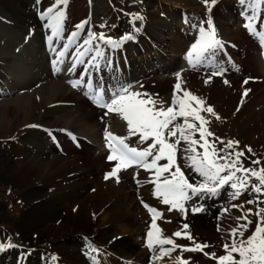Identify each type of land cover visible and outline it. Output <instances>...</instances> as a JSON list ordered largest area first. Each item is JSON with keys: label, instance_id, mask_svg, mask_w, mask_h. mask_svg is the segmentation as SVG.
<instances>
[{"label": "bare ground", "instance_id": "obj_1", "mask_svg": "<svg viewBox=\"0 0 264 264\" xmlns=\"http://www.w3.org/2000/svg\"><path fill=\"white\" fill-rule=\"evenodd\" d=\"M93 1H95V0H93ZM162 1H164L166 3V6H165L166 8L163 7L166 10L160 8L159 10L144 12L145 7L143 5H141L144 8L141 7L140 12H137V13H139L143 17V20L135 21V28L140 29L138 32L134 31V25L132 23H130V20H128L129 22L127 23V26L125 27V31H126V33L130 32L134 36V39H137L138 42L136 44H133V45L130 44L133 48L134 53H135V55L132 57L129 53L123 54V52H121V50H119V52H118L119 56L122 57L121 61L119 62L120 67H122L124 65V62H123L124 59H127L126 63L130 67V70L134 66L135 70L139 69L138 76L140 74H142V75L146 74L147 69L150 68V65H149L150 63H149V61H145L143 63L142 60L146 59V58L137 57V52L141 48L154 47L156 45L162 46L166 42V40H164V38H162V36L165 35L166 32L171 30V28H172L171 27L172 25L170 24V23H172L171 19H173V21H178L176 19L177 14L179 15V19H180V17L189 16L190 19L188 20L187 25L186 26H183L182 24L181 25L185 28V30L190 31L193 29L192 25L196 24V21L198 20V18H200L199 21L201 22L202 20H205L208 15H211V18H212L213 23H214L215 28H216L217 37L223 42V50L220 51L217 59L223 61V59H225L224 54H227L231 57V61L234 62L235 65L240 62L245 71H250V73H252V71H251L252 70L251 58H250V56H248V54L243 53V51H246L245 45L248 43L250 44V42L244 37V35H245L244 31L240 28V26L234 27L229 23L228 12L227 13L224 12L228 9L227 0H217V3L215 4V6H213L211 9V13L206 12L203 0H168V1H170L169 4L167 3L166 0H162ZM228 1H230V0H228ZM231 1L234 4L236 2H239V0H231ZM25 2L27 3V1H25ZM89 2H90V0H88V3ZM2 3L3 2L0 0L1 5H2ZM53 3H54V0H52L47 5H50ZM94 3H93V5H95ZM44 4H45L44 0H41V3L36 8H34L36 10V13L38 14V17H39V12L44 11L45 10L44 7L47 6L46 4L45 5ZM86 4H87V2H85V5ZM96 5L94 6V9H95ZM66 8L68 10V4H67ZM105 10H108V9L105 8ZM232 10H235V8H232ZM245 10H247L246 5L245 6H239V13H238L239 18L237 19L238 23H245L244 20H241V18H243L241 16V12L245 11ZM94 11L93 12L91 11L92 13L89 16V19L86 20V21H88V23L86 24L87 30L94 28L93 23L95 21H94V19L92 20V18L97 15L96 10H94ZM117 11L118 10H116V12ZM1 12H3V11L0 10V14H1ZM32 12H33V14L31 15ZM32 12H29L30 15L25 14V13H22V14H24L27 17V19L29 17H31V19H32V17L34 18V11H32ZM161 12H167L169 15L168 17H170V21L166 20V18L164 19V16H160ZM182 12H185V13H182ZM186 12L189 14H187ZM111 14H112V12L109 14V16ZM262 14H264V9L261 10V15ZM115 15L118 17H121L120 14L118 15L117 13H115ZM65 16H66V18L64 20V23L67 20V15L65 14ZM0 17H3V16H0ZM111 17L114 20L116 19L115 17H113V14L111 15ZM161 17H163V19H162L163 21L159 20ZM77 18H78L77 15L74 14L73 17L64 25L66 37L72 31H75L74 29H75L76 25H74L72 22H76ZM125 19H126V17H125ZM185 19L187 20V18H185ZM105 20L106 19L101 20L102 25L107 24ZM10 21H12V20H10ZM116 22H117V20H116ZM192 22H194V23H192ZM32 23H33V25H32ZM12 24H14V21H12ZM100 24H101V22H100ZM38 25H40V24L39 23L37 24L36 20L34 19V21L29 20L26 24H24L23 28H22V26L20 28V26H18L16 24L14 27L11 28L12 30L8 31V32L4 28H0V81H1L0 82V97L1 96H9L6 98H0V139H2L4 137H7V139H8V136L12 137L14 134L21 132L22 129H29L30 128L29 133L28 134L26 133L27 137L24 138V140H23L24 146L21 149V150H23V152H22L23 155L19 154L21 156V158L16 162V165L14 168H10V170L7 171V174H11V175L15 174L16 179L21 177V181L18 182L20 184V186H18L19 184H17L16 188L17 189L19 188L21 195L22 194H23V196L24 195H32V197H33V195L38 194L40 192V190L43 187H45L46 185L50 184L51 185L50 188L56 187L55 181L59 178L58 175L60 174L59 170L57 169V165H59L63 162L61 157H63V158L67 157V156L65 157L63 154H58L57 150H54V146L52 144L49 145V142H47L48 140H51V139H49V137L48 138L45 137V139L44 138L42 139L40 137V132L45 130L48 132H54L57 135H62L64 132H76L78 134V137L80 138V140H87L88 139L89 142H91L93 145H95V147L97 149L96 151H98L100 153L102 152V148H101V141H102V139H101V129H102L101 123L99 121L94 122V120H93L94 116H93L92 112H85V111L83 112V110L81 109V106H80V105L84 104L82 102L83 100L80 97H77L74 91H72L68 87H66V82H67L66 77H65L66 71L63 70L62 74H64V76L63 77H61V76L56 77L57 78L56 80H48L46 78H43L39 73H37L39 71L38 67L39 68L42 67V69L45 70V65H44L45 63L42 64L43 62L42 63L40 62L42 60L41 57L44 59H48V58L51 59V63H50L51 68L53 67V60L58 59L55 52H53L51 50V48L49 47L48 42H47V37L50 36L48 34L50 29H48V28L46 29V27H43V29H41L39 31H36V30L34 31V30H29V29L27 30V28H26V26L36 27ZM86 25H85V27H86ZM42 26H44V25H42ZM95 26L99 27L100 25H98L96 23ZM119 26H120V24H119ZM105 27H103L102 29L103 30L106 29ZM205 27H206V25H205ZM99 28H101V27H99ZM16 29H17V31H15ZM176 30H178V32H179L180 28L177 27ZM102 32L105 33L106 36L112 37L111 33H109L108 31H105V32L102 31ZM96 33H99V32L97 31ZM37 36H44V40L43 39L37 40V47H33V42L36 41ZM114 36H116V35H114ZM83 39L84 38L77 39L75 41V44H78V45L82 44ZM146 39L149 40V43L146 42ZM57 41L58 40L53 41L52 48H55L56 51L58 52L60 49L56 48ZM125 42L126 41H124V43ZM129 42L130 41H128V43ZM242 42H243V45H242ZM234 45H238V47L241 48V50L234 49ZM182 46H183V49L185 47H187L186 43H184ZM182 46L180 43H177L175 45V52L177 53L179 51V48H181ZM42 47L47 49V53H45V54L39 53V55H38L35 52V48L36 49H42ZM101 47L104 49L106 56L111 60V64L116 63V59H115V56L113 53V49H111L109 46L103 45V44H101ZM22 49L24 52H25V50L27 51L28 56L31 59L38 60L37 58L40 57L39 63L36 62V63H38V66H36L34 63L29 64V66H21L22 64L20 63V57L22 55ZM183 49L180 50V52L181 51L183 52ZM24 54H26V52ZM123 55L125 56V58H123ZM69 57L70 58L75 57L72 47L69 50ZM85 59H87V58H85ZM169 61L171 62V60H169ZM169 61H167V62H169ZM173 61H175V59ZM100 65H106V63L104 61H101ZM135 65H136V67H135ZM187 69H188L187 72L179 74L182 88L189 90L193 94L202 98L206 102V106H211L214 109V111L218 114V116L220 117V119H217L219 121L215 122L214 121L215 119L213 118L214 119L213 120L209 114L201 113L202 115H205L210 120V124L207 125V127H208V130L210 132L214 133V137H218L220 140H223V141L224 140H226V141H229V140L238 141L239 142L238 148H241V150H243L245 148L244 145L245 146L248 145L247 147L248 148L250 147L252 149V152H257L259 149V146H261V144H262V147L264 149V135L259 132V127H258V124H262L264 122V104L261 105V102H260V104H258V102L256 100H254L253 103L249 105L248 104L249 101H247L245 108H242L238 111L232 110L233 105L235 104L236 100L238 99L236 96L239 97L241 94H243L245 92L246 89L247 90L249 89L248 88L249 87L248 82L244 83V79H240V77L237 74L229 73L227 78L225 79L228 81L227 84H225L224 81L220 82L219 79L217 78V76H212L211 80L208 83H205V81L208 80L209 75H206L203 77V80H204L203 84H198V82L196 83V78H200V77L202 78V76H200L198 74H193L191 69H190L189 64L187 66ZM49 71H50V68H49ZM262 71L264 74L263 69H262ZM56 76H58V75H56ZM115 77L117 78V76H114V78ZM222 78H224V77L222 76ZM161 79H163L162 81H169V82L171 81L170 84L173 85L172 89L167 90V91H169V93L168 92L165 93L166 94V100L165 99H164L165 101L163 100L165 107H167L171 103L174 85L178 82L177 74L172 78V80L171 79L169 80L167 78H161ZM161 79L158 81L160 84L162 83V82H160ZM48 81H53V82H50L47 84L44 83V82H48ZM262 84H264V83H262ZM262 89L264 90V87H262ZM143 90H144L143 92L149 93L145 87ZM202 92H204V93H202ZM180 95H182V93H180ZM242 96H244V95H242ZM242 96H240V97H242ZM163 97H164V95H163ZM154 98L158 100L157 97L154 96ZM158 101H162V100L159 99ZM218 101L223 102L225 104V105H223L225 107L221 110H217L219 107H223V106H217ZM69 102L74 103V106H75L74 108L77 107L75 110H77V112L79 114H77L75 117L71 118V120H69L68 122H64L66 114L71 116L70 112H68V111H70V109L72 107L67 106V103H69ZM258 106H259V108L257 110H259L260 112L258 114H256V108ZM75 110H73V111H75ZM72 113H74V112H72ZM45 119H49L50 121L48 123L46 122L47 124L46 123L43 124L42 122ZM109 119H110V121L108 123L110 125H108L109 126L108 130L111 133H113L117 136H126L127 135L126 122H124L122 119H120V117H118L116 121H112L111 116L109 117ZM78 123H82V125H83V128L80 131H78V129H77ZM251 124H253L255 126H251ZM29 125H36L37 127H29ZM263 129H264V127H263ZM64 130H66V131H64ZM90 132H91V134H90ZM35 134L38 135V136L36 135V137L38 139H39V137L41 138V139H39V141H41L42 144H38L37 145L38 147H36V148L34 147L35 149L33 150L32 146H34V144H33L34 139H32V138L35 136ZM90 136L92 137V139L90 138ZM214 137H211V138L213 139ZM211 138L209 137L208 139L211 140ZM136 139L137 138H135V140H133V141L135 142ZM4 141H6V140H4ZM8 142H9V140H8ZM45 142H47V143H45ZM0 143H2V142H0ZM26 145H27V147L25 148ZM45 145L48 147V150L51 151L52 154L50 152H48V150L46 148H44ZM54 145H55V143H54ZM131 145L135 146L136 143H131ZM241 150L239 149V151H241ZM245 150H247V149H245ZM34 151H37V152L34 153ZM25 152H29L30 155L37 154L38 156H41V157L47 158V156H50L51 158H49L48 161L45 162L44 160H38L39 157L38 158L36 157L37 159L35 157H33V158L24 157L25 156L24 154H26ZM98 155H99V153H98ZM86 160H87V158H86ZM241 160H243L242 157H241ZM248 160L250 161L252 159L250 158ZM75 161H79V160H75ZM243 161H245V160H243ZM179 162L183 163L182 161H179ZM160 163H166V161H161ZM85 164H86L87 168L90 169V172H91L90 175H93L94 171H96V168H95L96 165L94 166L90 162H86ZM102 170H104V169H102ZM110 172H111V170H110ZM149 173H151V172H149ZM117 174H118L119 180H120L119 183L116 182L115 177H111L110 181H107V182H105V181L100 182L97 180H93L91 182L89 179L87 180V175H86V177L84 175V177H85L84 179H86L89 182L86 183L87 182L86 181V182H84V185L80 184L79 186L77 184H74L79 178V176H76V177L70 178V180H68L69 183H72L71 185L70 184H68V185H70V187L73 188V191L71 192V194L70 193H69L70 195L68 194L69 196L63 195V192H62V191H67L66 190L67 188L65 189L66 186L64 187L65 190L63 188L62 189H60V188L53 189V195H56L58 193L59 194L62 193V195L64 196V200L69 199V200H73L76 202V200H79L80 198H82L84 196L82 192L87 187L91 186V189L88 190V192H89V194L94 193L93 197L91 198V202L95 201V203H96V207L93 209V212L96 213V211L99 210V207H102L106 204H108V205L110 204L109 206L112 209L116 210L115 214L119 218H122L126 221H129L128 218L133 216L134 219L130 220V222H134V220H135L137 222H134V223H137L138 225H134L135 228H134V226H128L127 228H124V229L121 228L124 231L127 230L128 234L133 232L130 236V237H132L133 235H136V236H137V234L140 235V233H142L141 231H144L145 227L143 228L142 225H143V223L145 224L148 219H147L146 215L144 214V212L139 210L138 203L136 201H133L132 198H130V195L132 194L131 187L130 186L129 187L124 186L125 185L124 183H125V179L126 180L132 179L133 181H136V182H137V180H139L140 184L139 185L137 184L136 190H140V188H141V193L139 194L141 196V199L146 204H148L154 208H157L160 212L162 210V212H161V213H163L162 218L171 219V222L170 223L167 222V224H164V222L157 220V225L162 229L164 236L171 237L173 239L174 237L172 236V234L176 230L180 229L183 224H188L189 228L186 231L190 232L191 235L195 238V240L197 242L207 243V244L212 245V246H218V245L222 246L226 242L225 238L227 236L221 235V232L217 231V230H215V232H217V234H218V232H220L219 236H217L215 233L209 232L207 230L208 228L206 229V227H205V222L208 219L211 220V223L215 226V229H217L218 225H222V230H223L224 229L223 224L225 223L226 220L229 221L231 218V215L234 213V211H232V209L238 210L239 215L237 214L236 217L241 215L240 209L233 208V207L230 208V206L232 204L240 205V204L244 203L243 204L244 205V211H247V209H249V208L254 210V208H255L254 204L249 205L243 200V194L244 193L239 197V199H237L235 201H230L228 203L230 206L228 205L229 209L227 212H224L223 210L220 211L219 206L213 205L214 201H212V202L206 201L205 205H203V211L196 212V214H194V216L191 215L192 217L190 218V222L192 219V222H191V223H193V226H192V224L190 222H188V221L184 222L183 221L185 218V214L181 213L178 210H173L174 214H171L172 211H168L169 206L163 205L159 199L154 197V195H153L154 185L144 183L145 180H147L148 178L151 177V176H147L148 173L143 172L139 169V170H119ZM3 175H5V174H3ZM71 175H73V174H71ZM71 175H69V176H71ZM81 175L83 178L82 173H81ZM96 176H99V175L96 174ZM33 177H35L36 180L32 181V183H30V181L23 182L24 179L27 181L29 179H32ZM71 180H72V182H71ZM53 182H54V184H53ZM129 185H131V184H129ZM43 198H44V196L39 197V199H34V203L37 202L35 200H38V202H39V200H42ZM47 198L49 199L51 197H47ZM113 199H114V201L112 202ZM218 201H220V199ZM32 202H33V200H32ZM194 203H196V202H194ZM29 205H30V203H29ZM46 209H47V207H46ZM50 210H52V209H50ZM136 213L141 216V219H138L136 217V215H135ZM132 214H134V215H132ZM28 217L31 218V220H32V216L30 217L28 215ZM28 217L20 224L21 230L22 231L26 230V233L28 232V230L30 232H36L37 227H40L39 221L33 220L31 223V220L30 219L28 220ZM236 217H234L232 219L234 226L237 224ZM60 218L61 217L59 215L56 220H60ZM73 221L76 222V224L74 226L75 231H78L79 233H81V235L83 234L85 237L87 236L86 235L87 231H89V233H91V234L99 232L98 229L92 231V226H93L91 224L92 220H87V222H83V219L80 220V219L74 218L72 220V222ZM113 221H114V218H113ZM141 221L143 223H141ZM62 222L63 221H61V224L59 223L60 226H58L59 224H57V227L53 226V224L52 225L50 224V226L47 228V230H50L54 233L60 232V233L65 234L66 238L64 239V241H67L68 240L67 237H69V235L66 234V232L62 228ZM240 223H244V221H241ZM146 224L144 226H146ZM224 226H226V225L224 224ZM225 234H227L226 231H225ZM40 235L39 236H38V234H37V236L35 235V239L36 238L40 239L42 237V233H40ZM51 235L54 236L53 233ZM8 236H9L8 234H5V232L0 230V243H3V244L6 243V241H7L6 237H8ZM127 236H129V235H127ZM8 239H11V237ZM31 239H33V238H31ZM24 240H25V238H24ZM52 240H53L52 237H50L48 240V243L49 242H50L49 244L55 243V242H51ZM181 240H182V242H179V244L186 245V246H192L191 241L184 239V238H182ZM228 240L230 242V238H228ZM36 241L37 240H35L33 242H36ZM26 242L28 244V241H26ZM20 243L18 241L14 242V244L17 245L18 248H20V249L15 248L16 254L19 250L20 253L22 254V257L24 258V257H26L24 254H26V252H27V251H25V248L27 250L29 248L23 244H20ZM30 243H31V241H30ZM30 243H29V245H30ZM18 245H20V247ZM87 245H85V246H87ZM110 245H112V244H110ZM45 247L47 248V245ZM128 247L130 248L131 246H128ZM5 249H7V248H5ZM9 250H10V248H9ZM43 250H46V249H43ZM41 252L43 255L44 251H41ZM41 252H39L40 256H41ZM141 252H143V254H140ZM8 253L9 252L5 251V250H3L0 253V264H3L2 262H6V261H4L5 259L6 260L11 259L12 260L13 256H9ZM99 253L100 252H98V254ZM135 253H136L135 250L134 251L131 250V252H129V261L131 258L132 261H135L136 263L140 262V264H143L145 262V260L147 259L146 258V256H147L146 251L142 250L140 252H137V254H135ZM94 254H95V252H94ZM190 254H182V255H184V258L186 260L190 259V264H211L212 263V262L210 263V261H209V260H211V258L206 256L204 253L203 254L201 253V254L203 256L205 255V259L200 258L201 260H199L198 262H195L194 259L199 258V256L201 254L200 255H193L194 253L192 255H190ZM155 256H156L155 252H153L151 257H149V255H148L147 257L149 258V260L147 259V261L150 262L151 264H155V263L156 264H168L169 261H171L173 263L172 259L169 258L167 260V257L163 258V259L155 260L154 259ZM217 256H219V255L217 254ZM85 257H86V255H85ZM88 258H89V256H88ZM191 259L194 260V263ZM79 261L81 262L82 260L80 259ZM57 262H58V260H57ZM57 262H56V264H58ZM63 262H67V261H63ZM107 263H108V261H107ZM125 263H126V261H125ZM24 264H31V261L24 262ZM67 264H70V263L67 262ZM71 264H75V263H71ZM81 264H84V262L83 263L81 262Z\"/></svg>", "mask_w": 264, "mask_h": 264}, {"label": "snow or ice", "instance_id": "obj_2", "mask_svg": "<svg viewBox=\"0 0 264 264\" xmlns=\"http://www.w3.org/2000/svg\"><path fill=\"white\" fill-rule=\"evenodd\" d=\"M203 2L206 12L211 13L217 0H203ZM40 3L41 0H36L37 5ZM67 3L68 0H54L52 6L39 12L40 20L46 22L44 26L51 31V35L47 37L48 45L58 58L53 60L54 72L59 70L58 65L63 63V58L80 38V33L85 30V25L88 23L83 21L76 25L77 30L68 34L67 42L62 45L61 50L57 52L55 48H52L54 40H61L64 37L66 18L64 9ZM239 4L247 6V10L241 12L245 21L243 27L251 35L259 38L260 43L264 45V19H261L264 0H239ZM61 5L64 7H60ZM126 15L131 16L130 23L134 25V31L138 32L140 29L135 28V21L143 20V17L139 13H126ZM257 25L261 27L258 28ZM100 27L103 28L105 25ZM192 27L198 30V39L190 46L186 59L193 70H197L200 66L213 69L209 73L208 80L205 81L208 83L212 76L223 75L225 72L223 61L217 59L220 51L223 50V42L217 37L211 15H208L199 25H192ZM133 38L134 36L128 33L119 40H115L103 32L95 33L89 29L83 43L77 45L76 59L68 69L74 71L77 65H85L80 79L69 81L71 86L86 87L88 91L85 95L89 96L96 106L106 110L105 116L112 113L126 122V136H117L108 131V126L105 128L106 147L110 152L107 159L117 161L112 171L105 174V179L115 177L116 182L119 183L118 171L129 167L151 172L152 176L144 183L154 185V197L163 205L169 206L168 211L178 210L185 214V218L186 204L189 201L193 198L199 200L215 197L222 190L226 192L230 201H235L244 192H248L250 196L256 195L253 199L246 201L247 204L264 203V200L259 199L260 196H264V166H261V160L251 161L252 164L260 167H245L244 161L241 160L244 152L235 150L238 147V141L220 140V144L224 146L218 148L214 140L208 139L214 137V133L207 127L210 120L201 113H207L216 119L220 117L211 106H206L202 98L182 88L179 74H177L178 82L174 85L171 103L167 107L163 101H158L150 93L132 91L130 84L118 83L106 88L102 80L94 83L95 77L90 69L98 71L101 61L108 66L111 65V60L106 56L101 44L117 49L124 41ZM84 74H87V79ZM224 83L227 84L228 81L224 80ZM248 91L250 90L246 89L243 95L246 96ZM29 127L37 126L29 125ZM133 137L137 138L135 141L137 146H132L128 142ZM214 139L219 140L218 137ZM248 152H252L250 147ZM161 161L166 163H160ZM253 180L256 183H252ZM137 184H140L139 180ZM141 203L151 216L145 246L156 253L155 260L169 257L173 264H190V261L183 257V252H202L205 248L211 247L207 243L197 242L191 233L186 231L189 228L188 224H183L172 236L187 239L192 242V246L177 244L171 237L164 236L162 229L157 225V219L162 218V213L143 200ZM231 207L240 209L241 215L236 217L237 224L227 232L226 242L222 245L225 254L219 257L215 252L205 253V255L216 260L217 264H264V208L257 207L253 213L251 208L244 211L243 204H232ZM192 211L201 212L203 206L194 207ZM223 211L227 212L228 208ZM253 214L257 217L255 227L245 238L249 225L254 223L249 219V216ZM241 221L244 223H240ZM220 230L221 227L218 225L217 231ZM7 247H17V245L0 243V251ZM88 249L89 252L86 255L99 251L90 243ZM177 249H180V252L173 256ZM89 259L92 264H99L94 256L89 255ZM56 261L57 257L52 255L48 264H56Z\"/></svg>", "mask_w": 264, "mask_h": 264}, {"label": "rangeland", "instance_id": "obj_3", "mask_svg": "<svg viewBox=\"0 0 264 264\" xmlns=\"http://www.w3.org/2000/svg\"><path fill=\"white\" fill-rule=\"evenodd\" d=\"M1 1L3 3H2V5L0 4V10H2L3 12H1L0 16H3V17H0V28H4L8 32V31H11L12 30L11 28L14 27L16 24L18 26H20V28H21V26L23 28V25L26 24L29 20L34 21L33 17H32V19H31V17H29L27 19V17L24 14H22V13L29 14V12H31L30 8H32V6H33L32 0H1ZM25 1H27V3ZM51 1L52 0H44L46 5L48 3H50ZM86 1L87 0H68V3H67L68 4V10H67V14H66L67 20L65 21L64 25L73 17L74 14H76L78 17L76 22H72L74 25H78L81 22L89 19V16H87L88 15L87 4L85 5ZM166 1L168 4L170 3V1H168V0H166ZM93 3H94V1H93ZM93 3H92V5H93ZM228 3H229L228 4L229 6L232 5V2L230 3L228 1ZM95 4H97V5H96L94 10H96L97 15H99L98 19H96V21L100 22L103 19L109 20L108 24L111 26L106 31L111 33V31L114 30V29H112V27L115 25L119 26V24H120L119 30L116 32V34H113V35H116L115 36L116 38H118L124 34V32H122V30L126 26V22L128 20H131V17L126 16V13H137L138 10L141 8L140 4L145 7L144 12H150V11L159 10L160 8H162V9L166 8L165 7L166 3L162 0H147V1L146 0H121V1L120 0H110V1L109 0H101V1L96 0ZM52 5L53 4L47 5L44 7V9L46 10L48 7H50ZM159 5H161V6L159 7ZM29 6H30V8H29ZM93 6H95V5H93ZM60 7L63 8V5H61ZM110 7H112V8H110ZM105 8H107L108 10H105ZM113 8L115 10H118L116 13L118 15L120 14L121 17H118L115 15V13L113 12ZM164 10H166V9H164ZM108 11H109V13H108ZM111 12L113 14V17L116 18L115 20L111 17L112 14L109 16V14ZM165 14H168V13L167 12H161L160 16H164V19H165L167 17V15L165 17ZM231 16H232V18L230 19V23L233 25L234 24L236 25V23H235L236 16H234L233 14H231ZM125 17L127 20L125 19ZM119 18H120V22L116 24V20L118 21ZM161 18L159 20H162ZM176 19H179L178 14L176 16ZM10 20L14 21V24H12V21H10ZM107 20H105L106 23H107ZM114 21H115V23H114ZM95 24L96 23L94 22L93 23L94 28L97 27V26H95ZM170 24L172 25V23H170ZM32 25H33V23H32ZM101 25H102V21H101ZM99 27H97L99 33L104 31L102 28H99ZM235 27H237V25ZM26 28H27V26H26ZM74 30L75 31L77 30L76 27ZM15 31H17V29ZM87 31L88 30H87V25H86L85 30L80 33V38H85L87 35ZM48 34L51 35V31H49ZM38 37H39L38 40H41L42 36H38ZM172 37L175 38V34ZM42 39L44 40V38H42ZM34 44H35V47H37L36 41ZM242 45H243V42H242ZM166 47H168L169 50L174 51L172 49V43L171 42H168L166 44ZM41 50L35 48V52L38 55H39V51H41ZM25 52H26V54H24ZM25 52L22 49V55L20 57V63L22 65L19 63L21 66H29V64H31V63L35 64L36 62L39 63L40 58H37L38 60L31 59V58H29L26 50H25ZM170 55L172 56V55H174V53L172 52V54H170ZM40 62L41 63L43 62L42 64H44L45 60L44 61L41 60ZM260 75H262V74H260L258 67L255 66V76L257 77L256 80L259 82H257V81L248 82V86H249L248 90H250V91H248V93L249 92L250 93L249 94L247 93L246 96H242L243 94L240 93L241 95L240 94L239 95L242 97L236 96L238 99L236 100L235 104L233 105L232 110L238 111L242 108H245L247 101H249V103H248L249 105L252 104L254 100H256L258 102V104H260V102H261V105L264 104V97H263L264 96V90L262 89V87H264V84H262V83H264V81L262 80V78H261L262 76L260 77ZM203 77H204V75H202V78L201 77L196 78V83L198 82V84H203V82H204ZM225 79H226V77H225ZM225 79L223 78V80H222V78H219V81L222 82ZM162 80L163 79H161V81H160V82H162L161 83L162 85L159 82H158L159 85H157V82L155 81V85H157V86L154 87V89H155L154 91L157 94L158 100L160 99L163 101L164 99L166 100V94L165 93L166 92L169 93V91H167V90L172 89L171 88L172 84H170L171 81L169 82V81H162ZM50 82H53V81H48V82H44V83L47 84ZM164 88L165 89L167 88V89L165 90ZM202 93H204V92H202ZM163 95H164V97H163ZM154 96L156 97V95H154ZM241 101H243V102L241 103ZM223 105H225L223 102L218 101L217 106H223ZM224 107L225 106L219 107L217 110H221ZM258 108H259V106L256 108V114H258L260 112L259 110H257ZM75 109L76 108H72V109H70V111H68V112H70L71 116L66 114L64 122H68L69 120H71V118H73L77 114H79L77 112V110H75ZM81 109L83 110V112L84 111L89 112V109L86 106L84 107L83 105H81ZM73 110H75V111H73ZM72 112H74V113H72ZM93 116H94V119H93L94 122H97V119L101 118L100 114L99 115L93 114ZM116 116L114 118V121H116V119H117ZM211 118L212 119L214 118L215 120L214 119L213 120L215 122L219 121L215 117L211 116ZM49 121H50L49 119H45L42 123L45 124L46 122L48 123ZM251 126H255V125L251 124ZM258 127H259V132L264 135V129H263L264 122L262 124H258ZM82 128H83L82 123H78V127H77L78 131L82 130ZM29 131H30V128L29 129H22L21 132L14 134L12 137L8 136V139H7V137L0 139V142H2V143H0V230H2L3 232H5V234H8L11 237V239H8V238H10L9 236L6 237L7 241L4 244H8V243L14 244L15 241H18L19 243L21 242L20 244L27 246L29 249L27 250L25 248V251H27L26 254L31 259V262H32L31 264H41V263L42 264H48L49 258L52 255H55L57 257L58 262L57 261L56 262L59 264H67V262L70 264L71 263L81 264V262L82 263L84 262V264H92V261L89 260L88 255H86V253L89 252V249H88V245H87L88 243L86 244L84 242L85 239L86 240L90 239L89 240L90 244L99 250L98 252H100L99 253L100 255L98 254L97 256H96V254H94V252L89 253V254H92L96 258V260L99 262V264H102V263L103 264H105V263L106 264H127L128 263L127 260L129 261V252H131V250L132 251L135 250L136 251L135 254H137V252L145 250L142 248V245H141L142 244V241H141L142 240V233H143L142 231H141L142 233H140L139 236L137 234V236L133 235L132 237H130L133 232L128 234L127 230L124 231L121 229V228H123V229L127 228L128 226L138 225L137 223H134V222H137L135 220H134V222H130V220L134 219L133 216L128 218L129 221H126L122 218H119L115 214L116 210L112 209L109 206L110 204L109 205L106 204L102 207H99V210L96 211V213L93 212V209L96 207V203H95V201L91 202V198L93 197L94 193L89 194V192H88V190L91 189V186L87 187L82 192L84 196L82 198H80L79 200H76V202L73 200H69V199L64 200L63 195L67 196L69 193L71 194V192L73 191V188L70 187V185L72 183H69V181H68V180H70V178L79 176L78 180L74 183V184H77L78 186L80 184L84 185V182H86L88 179L91 182L93 180L100 181V179H101V176H100L101 172L99 171V168L102 165V161H100L98 159H94V158L90 159L88 157V159L86 161L90 162L94 166L96 165L95 166L96 171H94L95 175L94 174L90 175V173H91L90 169L87 168V166L85 164L86 162L82 157H77L75 154H73L71 152L67 153L66 148L68 147V144H66V146L65 145L63 146V147H65V153H66L67 157L66 156H65L66 158L61 157L63 162L61 164L57 165V169L59 170L60 174L58 175L59 178L55 181L56 187L50 188V186H51L50 184L46 185L45 187H43L40 190V192L38 194L33 195V197H32V195H24L23 196V194L22 195L20 194L19 188L17 189L16 185L19 184L18 182L21 181V177L16 179L15 174L14 175L7 174V171L10 170V168H14L16 165V162L21 158L20 155H23L22 154L23 150H21L22 147L24 146L23 140H24V138L27 137L26 133L28 134ZM90 134H91V132H90ZM36 135L37 134H35V136L32 138V139H34L33 140L34 146H32L33 150L36 147H38L37 146L38 144H42L41 141H39V139L43 138V135H41V132H40L41 138L39 137V139L36 137ZM90 138L92 139L91 136H90ZM197 138H198V135H197ZM44 139H45V137H44ZM4 140H6L7 142ZM8 140H9V142H8ZM211 140H214V142L217 144L218 148H222L224 146L223 144H220V142H219L220 139L215 140L214 138L213 139L211 138ZM224 141L227 142L226 140H224ZM247 146L248 145H246V146L244 145L245 148L243 150H241V148H238V147L235 148L236 151H239V149H240L241 152H244V156H242L243 160H245L244 166L245 167H253V168L260 167L258 165H254L251 163L252 160H256V159L261 160V162H262L261 166H264V149L262 147V144H261V146H259V149L257 152H250V153L247 151L248 150ZM26 147H27V145L25 146V148ZM245 149H247V150H245ZM200 151H202V149H200ZM36 152L37 151H34V153H36ZM25 153L26 154H24L25 155L24 157H29V158H33V157L38 158L39 157L38 160H44L45 162L48 161L49 158H51L50 156H47V158H45V157L38 156L37 154H34V153H33L34 155H30L29 152H25ZM93 153L94 152L91 149L90 151H87L86 154L87 155L90 154V156H92ZM253 153H254V155H253ZM247 158L248 159L251 158L252 160L249 161ZM75 160H79V161H75ZM103 169L107 170L106 166ZM185 171L187 174V170H185ZM81 173L83 174V178H82ZM3 174H5V175H3ZM71 174H73V175H71ZM96 174L99 176H96ZM224 174H226V173H224ZM69 175H71V176H69ZM84 175H85V177L87 175V180L84 179L85 178ZM238 175H239V173H238ZM34 180H36L35 177H33L32 179H29L27 181L24 179L23 182L30 181V183H32V181H34ZM71 182H72V180H71ZM88 182L89 181H87L86 183H88ZM252 183H256V181L253 180ZM53 184H54V182H53ZM68 184H70V185H68ZM124 184H125L124 186H132L133 185V183L130 182V180H129V182L127 181ZM129 184H131V185H129ZM18 186H20V184ZM64 187H65V189L67 188L66 189L67 191H62L63 195H62V193H60V194L58 193L56 195H53V189H55V188H60V189L63 188L64 189ZM249 191H250V188H249ZM131 192H132V190H131ZM136 194H135V192L132 193L130 195V198H132L133 201L137 202L138 195H136ZM221 194H222V196L219 198L220 201L217 202L220 211L225 209V208L229 209V206H230L228 204L230 202V200H229L226 192H224L222 190ZM244 194H243V200L245 202L248 201L249 199H253V197L256 195V194H253L252 196H250L248 194V192H246V193L244 192ZM41 196H44V198L42 200H39V202H38V200H35L38 203L37 202L34 203V199H39V197H41ZM47 197H51V198L48 199ZM219 199H217V200H219ZM259 199L264 200V196H260ZM32 200H33V202H32ZM113 201H114V199L112 200V202ZM194 202H196L197 204ZM194 202L192 200L191 203L188 204L189 205V211L186 214V219L183 220L184 222H187V221L190 222V218L192 217L191 215L194 216V214L196 213V212L194 213L192 211V209L194 207L198 206V202L197 201H194ZM29 203H30V205H29ZM219 204H221V205H219ZM254 206H255V208L253 210V213H255L254 211H256L257 207L264 208V203L258 204V205L254 204ZM46 207H47V209H46ZM230 208H232V207L230 206ZM50 209H52V210H50ZM235 210L232 209V211H234V213L231 215V218L229 221L228 220L225 221L224 224L226 226H224V224H223V228H224L223 230H222V225H220L221 235L227 236V234H225V231L227 233L228 230H230V228L234 226L232 219L234 217H236L237 214L239 215L238 210L237 209H235ZM171 214H174V212L172 211ZM28 215L30 217L32 216V220H31V218L28 217ZM59 215L61 217L60 220H56ZM132 215H134V214H132ZM135 215L138 219H141V216L139 214L136 213ZM27 217H28V220L29 219L31 220V223L33 220L39 221L40 227H37L36 232H30L28 230V232L26 233V230L25 231L21 230L20 224ZM74 218L80 219V220L83 219V222H87V220H92V222H91V224L93 225V226L91 225L92 231L98 229L99 232L91 234V233H89V231H87L86 237L83 234L81 235V233H79L78 231H75L74 226H75L76 222L75 221L72 222V220ZM113 218H114V221H113ZM249 219L253 220L254 223L252 225H249V231L245 233V238L248 235H250L251 231L254 229L255 221L257 220V217L253 214V215L249 216ZM61 221H63L62 222V228L64 229L66 234L69 235V237H67V239H68L67 241H64V239L66 238L65 234L60 233V232L54 233L50 230H47V228L50 226V224L51 225L53 224V226L57 227V224H59V223L61 224ZM160 221L164 222V224H167V222L168 223L171 222V219L162 218V219H160ZM191 222H192V219H191ZM141 223H143V222L141 221ZM146 223L147 224L149 223V219L147 220ZM60 224L58 226H60ZM191 224L193 226V223H191ZM142 226L144 227V225H142ZM205 227H206V229L208 228L207 230L209 232L215 233L217 236L220 235V232H218V234H217V232H215V230H217V229H215V226L211 223L210 219H208L205 222ZM134 228H135V226H134ZM40 233H42V237L40 239H38V238L35 239V235L37 236V234H38V236H39ZM52 233L54 234V236L51 235ZM127 235H129V236H127ZM50 237H52V239H53L51 242H55V243H51V244H49L50 242L48 243V240ZM24 238L26 241H28V244L24 240ZM31 238H33V239H31ZM173 239L175 240V242L177 244H179V242H182V240H181L182 238L179 239V238L174 237ZM176 239L180 240V241H177ZM35 240H37V241L33 242ZM30 241H31V243H30ZM29 243L33 248L29 245ZM84 244L87 246H85ZM110 244H112V245H110ZM46 245H47V248L45 247ZM18 246L20 247V245H18ZM128 246H131V247L129 248ZM166 247H170V246H166ZM9 248H10V250H9ZM15 248L17 249L18 247H7V249H4V250L9 252L8 253L9 256H13L14 258L15 257L17 258V255L19 254L20 251L18 250V252L16 254ZM18 249H20V248H18ZM43 249H46V250H43ZM12 251L13 252L15 251V252L13 253ZM41 251H44L43 255H42ZM177 251H176V253H173L174 256H175V254L180 252V249H177ZM1 252L2 251H0V253ZM39 252H41V256L39 255L40 254ZM207 252L208 253L215 252L216 255L218 254L219 256L225 254L221 245H218V246H212L211 245V247L205 248V251H203L204 254ZM95 253H97V252H95ZM193 253L194 252H183V254H190V255H192ZM201 253L199 252V253H197V254L195 253V254L200 255ZM140 254H143V252H141ZM202 254L199 256V258L194 259L195 262H198L199 260H201L204 257ZM85 255L87 258L85 257ZM219 256H217V257H219ZM76 257L79 260L81 259L82 261L80 262ZM183 257H184V255H183ZM164 258H166V257H164ZM236 258L238 259L239 257L237 256ZM168 259H169V257H167V260ZM191 260L194 263V260L193 259H191ZM212 260H213L212 261L213 263L210 262L211 264H217L216 260H214V259H212ZM5 261H6L5 263L4 262H2V263L3 264H10V263L14 262V259L9 260V261L5 259ZM63 261H67V262H63ZM107 261H108V263H107ZM125 261L127 263H125ZM189 261H190V259H189ZM169 263L173 264L171 261H169L168 264Z\"/></svg>", "mask_w": 264, "mask_h": 264}]
</instances>
